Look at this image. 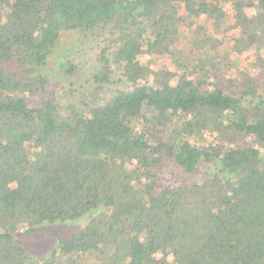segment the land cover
<instances>
[{
    "label": "trees",
    "instance_id": "16d2710c",
    "mask_svg": "<svg viewBox=\"0 0 264 264\" xmlns=\"http://www.w3.org/2000/svg\"><path fill=\"white\" fill-rule=\"evenodd\" d=\"M99 28L97 94L132 88L63 108L40 68ZM262 50L264 0H0V264H264ZM84 218L47 255L15 241Z\"/></svg>",
    "mask_w": 264,
    "mask_h": 264
},
{
    "label": "rangeland",
    "instance_id": "374dc122",
    "mask_svg": "<svg viewBox=\"0 0 264 264\" xmlns=\"http://www.w3.org/2000/svg\"><path fill=\"white\" fill-rule=\"evenodd\" d=\"M180 12L182 13V10ZM235 33L241 34V32ZM115 38V35L110 30L102 28L92 32L76 30L62 33L52 56L40 68V73L49 79L51 87L56 91L63 108L71 106L82 108V102L86 101L90 103L92 100L95 102L98 96L101 100L100 103H105L118 91L132 88L131 84L116 71L110 77L111 83L100 90L98 94L96 92L98 85L93 78L96 68L100 65L98 57L104 50L108 49L110 53L114 51V44V48H108V46L110 41H114ZM253 53L254 51L252 50L251 53L244 54L243 59L246 64L243 61L241 69H249L252 75L255 76V74L259 75L261 69L258 68L259 70L257 71L250 67V63L254 64L256 62ZM262 57H264V50H262ZM141 61L147 63L148 60L141 58ZM68 62L75 67L72 74L63 69V65L68 64ZM232 74V78H237L239 71L234 70ZM248 102H255V99L249 98ZM207 171L204 168L200 174L188 176L189 182L199 181ZM87 221L88 218L66 223H47L38 227L37 231L33 234L14 235V237L15 241L26 248L31 255L40 257L52 252L58 240L68 239L80 232L85 227Z\"/></svg>",
    "mask_w": 264,
    "mask_h": 264
},
{
    "label": "clouds",
    "instance_id": "9594fccd",
    "mask_svg": "<svg viewBox=\"0 0 264 264\" xmlns=\"http://www.w3.org/2000/svg\"><path fill=\"white\" fill-rule=\"evenodd\" d=\"M159 256H160V254H157V258H159ZM172 259V257H169V260H171Z\"/></svg>",
    "mask_w": 264,
    "mask_h": 264
}]
</instances>
